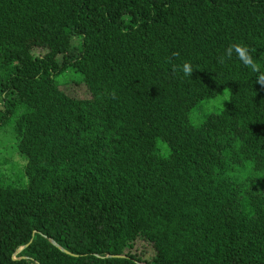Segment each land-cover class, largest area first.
I'll return each instance as SVG.
<instances>
[{
  "label": "trees",
  "instance_id": "16d2710c",
  "mask_svg": "<svg viewBox=\"0 0 264 264\" xmlns=\"http://www.w3.org/2000/svg\"><path fill=\"white\" fill-rule=\"evenodd\" d=\"M262 74L264 0H0V264H264Z\"/></svg>",
  "mask_w": 264,
  "mask_h": 264
},
{
  "label": "rangeland",
  "instance_id": "374dc122",
  "mask_svg": "<svg viewBox=\"0 0 264 264\" xmlns=\"http://www.w3.org/2000/svg\"><path fill=\"white\" fill-rule=\"evenodd\" d=\"M36 53H39L38 51ZM80 78L77 74L68 72L58 78L61 84V89L69 96L76 99H87L89 93L85 85L79 83ZM226 90L222 91L215 99L208 100L199 104L192 112L191 120L195 126L202 124L207 115L219 113L223 110L229 100V90H227V98H225ZM0 92V109L2 107ZM25 161L15 149V141L10 128L0 131V166L2 172L9 178L13 185L21 186L24 181ZM262 178V177H261ZM148 256H151L152 251L149 248Z\"/></svg>",
  "mask_w": 264,
  "mask_h": 264
},
{
  "label": "clouds",
  "instance_id": "9594fccd",
  "mask_svg": "<svg viewBox=\"0 0 264 264\" xmlns=\"http://www.w3.org/2000/svg\"><path fill=\"white\" fill-rule=\"evenodd\" d=\"M235 53L238 59L243 63V65L250 67L253 71H256L258 68L257 63L253 60L252 56L249 53V50L239 44L230 45L226 50L224 57L220 58V62L223 63L224 58H231L232 54ZM182 72L185 77H190L193 72V67L189 62H185L182 65ZM258 82H264V74L259 76ZM225 98H227V90L225 92Z\"/></svg>",
  "mask_w": 264,
  "mask_h": 264
},
{
  "label": "water",
  "instance_id": "95a60500",
  "mask_svg": "<svg viewBox=\"0 0 264 264\" xmlns=\"http://www.w3.org/2000/svg\"><path fill=\"white\" fill-rule=\"evenodd\" d=\"M56 248H58L60 251H62L63 253H65V254H68V255H72V254H70L69 252H67L66 250H64V249H62L59 245H57L55 242H51ZM24 248H22L21 250H23ZM21 250H19V252L21 251ZM114 257H116V258H125L126 256H124V255H118V256H114Z\"/></svg>",
  "mask_w": 264,
  "mask_h": 264
}]
</instances>
